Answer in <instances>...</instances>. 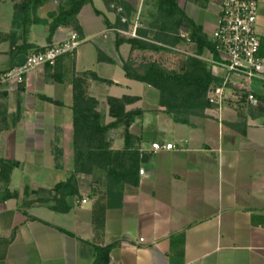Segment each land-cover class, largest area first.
Wrapping results in <instances>:
<instances>
[{
	"label": "crops",
	"instance_id": "1",
	"mask_svg": "<svg viewBox=\"0 0 264 264\" xmlns=\"http://www.w3.org/2000/svg\"><path fill=\"white\" fill-rule=\"evenodd\" d=\"M98 1L79 14L82 43L74 54L60 56L55 66L32 70L22 84L0 80V156L20 161L10 187L21 193L26 186L51 188L73 172L74 81L80 78L98 100L105 123L113 121L108 97L140 96L127 106L144 110L131 125L132 139L126 144L122 126L104 138L116 150L139 149L138 167L133 166L135 184L126 182L122 200L116 198L104 210L107 193L102 170L80 174L79 195L67 199L70 211L55 212L47 204L35 203L28 212L39 220L28 219L20 210L22 200L0 202V264H92L93 246L112 243L110 264H264V82L236 74L227 80L219 56L205 50L201 58L222 79L210 90L224 85L225 98L221 107L212 104L203 115L190 117L188 124L176 122L168 108L160 105L159 90L128 78L122 62L130 58L137 66L144 59L158 60L170 70L184 71L194 45H180L173 52L131 51L128 43L117 47L112 29H117L114 24L120 8L110 11L103 0L99 8ZM126 1L136 12L129 29L121 30L131 32L137 19L141 28H149L153 0ZM224 1L178 3L214 40ZM257 1L256 29L264 37V0ZM14 3L0 0L3 36L12 30ZM60 3L50 0L39 15L45 17ZM95 8L104 14H96ZM72 32L70 27H60L54 44ZM182 33L188 34L186 26ZM47 35L46 26L35 24L28 40L46 46ZM12 50L10 40L1 38L0 75L11 68ZM100 52L112 62L100 61ZM92 72L103 80L84 75ZM248 92L255 94L258 104L247 100ZM40 95L58 103L42 100ZM243 124L245 133L233 127ZM155 142L173 143L175 149L155 152L151 148ZM83 198L87 203L78 204L76 200ZM77 237L90 245L81 244Z\"/></svg>",
	"mask_w": 264,
	"mask_h": 264
},
{
	"label": "trees",
	"instance_id": "2",
	"mask_svg": "<svg viewBox=\"0 0 264 264\" xmlns=\"http://www.w3.org/2000/svg\"><path fill=\"white\" fill-rule=\"evenodd\" d=\"M49 2L50 0H15L12 30L4 36L0 34V39L10 40L13 47L10 53L11 68L24 63L31 52L45 50L53 46L54 35L60 27H70L82 37L79 14L86 5H93V0H61L58 9L49 11L45 17L40 16L39 10ZM103 2L110 11H117L120 8L114 27L129 29L132 17L136 12L135 8L126 0H103ZM153 2L155 11L150 12L153 21L149 28H139L137 30L138 37L125 36L116 32V46L128 43L131 51L140 49L173 52L178 46L190 43L194 45L195 52L186 57L184 71L170 70L162 62L149 59H144L137 66L130 58L124 59L122 67L128 78L157 88L160 94V105L168 108L167 113L172 116L174 121L188 124L190 117L201 116L206 109L212 107L208 98L209 90L212 85L222 83V79L213 75L209 63L201 58L205 50L218 58L216 41L211 40L203 27L185 13L179 6L178 0H153ZM95 13L104 14L97 8H95ZM123 18H126L125 22H123ZM35 24H42L48 29L46 46H38L29 42L30 28ZM184 26L188 28L187 35L182 33ZM260 43V55L264 57V37H260ZM99 60L112 62L111 58L103 56L101 52ZM84 75H91L94 79L103 80L94 72ZM39 97L45 101L58 103L45 95ZM140 99V96L130 95L108 97L109 113L113 121L105 123L104 116L97 109L98 100L89 94L86 80L76 78L73 96L74 171L51 188L31 190L29 186H26L21 193L10 187L13 171L20 167V161L0 156V202L10 199L22 200L20 210L30 220H39L29 215L28 212V208L35 203L47 204L55 212L66 213L71 209L68 197L79 195L78 176L80 174L94 175L95 170L98 169L102 170L107 181L102 184L107 193V204L103 207L104 210L112 205L116 198L122 200L124 184L126 182L135 184L132 177L135 170L133 166L138 167L141 152L138 148L129 151L113 149L112 142H105L104 138L111 130L122 126L126 144L129 138L132 139L131 125L138 116L143 114L144 110L141 108L129 110L127 106ZM233 127L241 133L246 132V124H243L242 127L239 125H233ZM32 196L34 198H31ZM59 229L75 236L62 228ZM14 235L13 231L12 238ZM78 239L81 244L90 245V242L83 238ZM114 245L115 243L106 246L94 245L92 264H110V254Z\"/></svg>",
	"mask_w": 264,
	"mask_h": 264
},
{
	"label": "built area",
	"instance_id": "3",
	"mask_svg": "<svg viewBox=\"0 0 264 264\" xmlns=\"http://www.w3.org/2000/svg\"><path fill=\"white\" fill-rule=\"evenodd\" d=\"M258 7L259 2L257 0H225L221 7L218 26L213 33V38L216 41L219 61L227 72V80L231 75L236 74L246 80L264 82V57L260 55L261 43L256 29ZM141 25L137 19L131 32L114 28L112 31L138 37L137 30L142 27ZM81 43L80 34L73 31L61 43L54 44L45 50L31 52L24 63L2 72L0 80L22 84L29 72L45 65L55 66L60 56L74 54ZM224 87V85L218 86L210 90L208 95L210 103L221 107L225 98ZM247 100L253 104H258L259 101L252 92H248ZM151 148L157 152L175 149V145L173 143L155 142ZM143 172L144 170L140 169V173ZM76 201L81 205L87 203L86 198Z\"/></svg>",
	"mask_w": 264,
	"mask_h": 264
},
{
	"label": "rangeland",
	"instance_id": "4",
	"mask_svg": "<svg viewBox=\"0 0 264 264\" xmlns=\"http://www.w3.org/2000/svg\"><path fill=\"white\" fill-rule=\"evenodd\" d=\"M103 4L102 1H98V7L102 8ZM124 72V71H122ZM19 183V173H16L15 177H14V184L17 185Z\"/></svg>",
	"mask_w": 264,
	"mask_h": 264
}]
</instances>
